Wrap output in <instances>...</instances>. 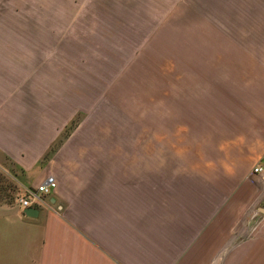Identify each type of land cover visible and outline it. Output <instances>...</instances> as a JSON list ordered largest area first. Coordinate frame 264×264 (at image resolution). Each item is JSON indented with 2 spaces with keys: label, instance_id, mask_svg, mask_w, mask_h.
Wrapping results in <instances>:
<instances>
[{
  "label": "crops",
  "instance_id": "obj_1",
  "mask_svg": "<svg viewBox=\"0 0 264 264\" xmlns=\"http://www.w3.org/2000/svg\"><path fill=\"white\" fill-rule=\"evenodd\" d=\"M83 5L76 29L147 32L107 87L159 32L181 69L150 82L146 133L125 134L77 103L92 84L71 57L0 55V167L57 183L36 217L0 203V264H264V0Z\"/></svg>",
  "mask_w": 264,
  "mask_h": 264
},
{
  "label": "rangeland",
  "instance_id": "obj_2",
  "mask_svg": "<svg viewBox=\"0 0 264 264\" xmlns=\"http://www.w3.org/2000/svg\"><path fill=\"white\" fill-rule=\"evenodd\" d=\"M83 3L85 0H0V55L71 57L77 85L82 84L86 76V82L92 84L90 99L79 94L77 103H90L92 117L105 124L110 132L144 134L143 124L149 119L150 82L156 81L158 93L164 86L167 64L172 71L181 69L174 63L175 48H169L168 55L163 45L164 32H159L147 42L139 58L128 65L120 84L114 89L107 87L111 72L119 69L120 61L132 55L136 48L133 44L141 42L147 32L122 29L111 36L108 31L76 29V25L70 23ZM20 23L28 24L29 30L21 31ZM38 39L43 40L44 45H37ZM60 65L66 63L62 61ZM205 118L212 120V115L207 114ZM138 120L141 127L135 125ZM204 129L207 132L213 128ZM218 129L223 131V128ZM17 176L16 167L5 161V166L0 167V203H16L19 198L27 197L28 192L20 187Z\"/></svg>",
  "mask_w": 264,
  "mask_h": 264
},
{
  "label": "built area",
  "instance_id": "obj_3",
  "mask_svg": "<svg viewBox=\"0 0 264 264\" xmlns=\"http://www.w3.org/2000/svg\"><path fill=\"white\" fill-rule=\"evenodd\" d=\"M264 156L261 160L256 164L253 171L256 173H261L264 170ZM57 188V183L54 176H48L42 183L37 185L35 188L26 189L28 192L27 197L19 198L17 200L18 206L22 208L33 207L36 203H38L44 196L50 194L55 191Z\"/></svg>",
  "mask_w": 264,
  "mask_h": 264
},
{
  "label": "water",
  "instance_id": "obj_4",
  "mask_svg": "<svg viewBox=\"0 0 264 264\" xmlns=\"http://www.w3.org/2000/svg\"><path fill=\"white\" fill-rule=\"evenodd\" d=\"M23 211L27 216H30V217H36L39 212V210L35 207H27Z\"/></svg>",
  "mask_w": 264,
  "mask_h": 264
}]
</instances>
